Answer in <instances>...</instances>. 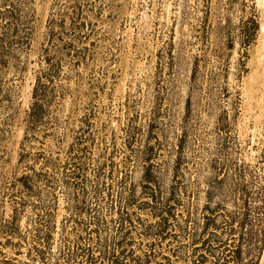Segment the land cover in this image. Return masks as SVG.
<instances>
[{
  "label": "rangeland",
  "instance_id": "obj_1",
  "mask_svg": "<svg viewBox=\"0 0 264 264\" xmlns=\"http://www.w3.org/2000/svg\"><path fill=\"white\" fill-rule=\"evenodd\" d=\"M72 1L30 0L27 27L8 63L0 66V224L11 215L9 181L23 170L16 162L35 72L43 67L47 46L54 56L71 39L75 49L62 58L56 81L65 98L54 113L55 134L43 138L40 133L46 143L37 146L60 164L87 118L92 140L85 143L87 178L105 162L109 190H120L119 181L126 175L137 203L146 200L144 149L152 147L151 163L163 194L177 190L175 213L178 221L184 220L187 184L200 211L210 163L222 157V142L230 158L246 163L264 146V0H83L85 26L76 31L68 7ZM51 18L64 24L63 41L47 37ZM254 18L259 25L255 34ZM7 92L14 94L19 109L13 119L9 102L1 100ZM131 126L137 127V137L128 144ZM54 186L50 247L56 253L72 236L74 222L67 221L71 212L60 174ZM30 211L28 207L19 220L22 236L30 227ZM135 212L142 224L153 223L151 208ZM197 217L201 220L202 214ZM175 225L172 241L156 249L170 256L178 248L180 256L172 257L173 264H187L194 246ZM139 228L132 235L133 248L143 250L147 242ZM29 246V237L12 238L10 244L0 233V261L27 262Z\"/></svg>",
  "mask_w": 264,
  "mask_h": 264
},
{
  "label": "trees",
  "instance_id": "obj_2",
  "mask_svg": "<svg viewBox=\"0 0 264 264\" xmlns=\"http://www.w3.org/2000/svg\"><path fill=\"white\" fill-rule=\"evenodd\" d=\"M29 1H0V66L8 63L12 47L19 43L27 27ZM82 4L83 0H73L68 6L72 9L73 31L85 26ZM252 23L255 34L259 25L255 18ZM63 25L56 24L54 18L50 19L49 40L63 41L66 33L62 30ZM56 26L59 27L57 31ZM74 49L72 39L55 50L54 56H50L48 46L45 48L43 67L35 72L30 99L23 111L24 131L16 162V167L23 170L9 181L7 195L11 215L4 224H0V233L6 237L7 243L11 244L12 238L21 240L29 237L28 261L23 264H173L172 257L178 259L180 256L178 248L170 256L156 249L163 242L172 241V222L194 246L187 256V264H264V146L257 150L252 163H246L239 158H230L222 142L219 150L222 157L210 163L212 173L205 182L202 209L197 210L193 202L196 193L187 184V215L181 221L175 213L179 204L175 197L177 190L172 189L168 196H164L151 163L152 147L144 149L147 166L142 185L147 189L144 191L146 200L137 203L135 191L125 184L126 175L119 181L120 190L115 193L109 190L110 186L104 180L107 176L102 171L105 162L98 165L93 178H87L83 160L89 146L85 143H92L87 118L68 148V157L60 164L57 163L60 159L54 154L37 146V143H46V139H39L40 133H43V138L55 134L54 113L65 98L64 90H59L56 81L62 58L71 55ZM13 96L7 92L1 97V100L9 102L6 107H9L10 119L19 113ZM157 117L154 112L153 122ZM137 130L135 126L129 129L128 144L136 142ZM58 174L68 194L71 213L67 221L73 219L74 226L65 246L53 253L50 247L54 229L53 190ZM104 206L106 213H102ZM28 207L31 210L30 227L22 236L19 220ZM146 208H151L153 223L142 224L135 214L136 209L142 211ZM199 213L202 214L201 220L197 217ZM139 226V235L147 242L143 250L133 248L136 244L132 235ZM198 248L202 249L200 253L196 252ZM0 264L12 263L1 260Z\"/></svg>",
  "mask_w": 264,
  "mask_h": 264
}]
</instances>
